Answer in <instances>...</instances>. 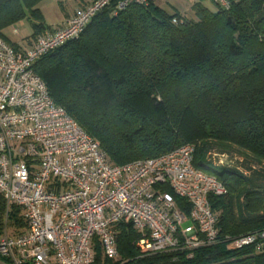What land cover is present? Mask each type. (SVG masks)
I'll return each mask as SVG.
<instances>
[{
  "label": "trees",
  "instance_id": "16d2710c",
  "mask_svg": "<svg viewBox=\"0 0 264 264\" xmlns=\"http://www.w3.org/2000/svg\"><path fill=\"white\" fill-rule=\"evenodd\" d=\"M40 1L0 0V37L13 48L18 45L4 31L22 19L35 20L32 39L53 29L43 22ZM118 1L78 38L36 61L35 73L53 102L99 142L108 162L157 158L192 143L194 166L227 188L226 195L209 197L221 242L192 254L144 256L135 243L138 233L121 223L120 261L264 264V248L238 249L225 239L264 229V0H227V6L195 0L196 20L168 13L154 0L124 10L116 9ZM232 148L259 168L242 160L243 169L205 161L215 150L227 158ZM7 228L16 235L26 223L21 208L7 209L0 194V236ZM94 242L96 261L110 262Z\"/></svg>",
  "mask_w": 264,
  "mask_h": 264
},
{
  "label": "built area",
  "instance_id": "2783aa9c",
  "mask_svg": "<svg viewBox=\"0 0 264 264\" xmlns=\"http://www.w3.org/2000/svg\"><path fill=\"white\" fill-rule=\"evenodd\" d=\"M84 6L53 29L13 48L0 37V194L22 210L26 228L0 236L12 264H105L119 257L118 226L130 223L144 256L193 251L221 242L209 197L227 194L193 164V144L124 165L108 162L98 141L51 99L33 65L78 38L112 0ZM227 6V0H217ZM145 0H119L117 10ZM19 36L16 27L11 28ZM220 163H222L220 161ZM182 202V203H181ZM181 203V204H180ZM234 248H264V229L226 237Z\"/></svg>",
  "mask_w": 264,
  "mask_h": 264
},
{
  "label": "rangeland",
  "instance_id": "374dc122",
  "mask_svg": "<svg viewBox=\"0 0 264 264\" xmlns=\"http://www.w3.org/2000/svg\"><path fill=\"white\" fill-rule=\"evenodd\" d=\"M79 0H41L38 8L40 9L42 16H43V22L48 27L55 28L56 26L59 27L61 24L65 22V13H68L72 10L73 6L77 4ZM82 1V0H81ZM174 12V11H173ZM35 20H29L27 18L22 19L18 21L16 24L13 25V27H16L19 31V36H14L11 33V27L7 28L4 31V35L7 37L8 41L16 44L22 48H28L29 47V40L32 39V33H33V27L32 23ZM192 144V143H191ZM214 151L211 153L206 154L205 161L209 163L210 165L217 166L218 164L223 162V164H228L229 167H235L243 169L245 168L243 165L240 164V160L243 162H246L245 164H252L256 169L259 168V165H257L253 160L249 158L248 161L244 160V154L241 153L240 150L232 148L230 150V156L229 157H221L216 156ZM232 154V155H231ZM234 155V156H233ZM232 156V157H231ZM241 156V157H240ZM243 164V163H242ZM7 234L12 235L14 234L13 228H7ZM218 244V243H217ZM216 245V244H215ZM142 257V256H140ZM120 255L119 257L110 262H104L105 264H122L123 261H120Z\"/></svg>",
  "mask_w": 264,
  "mask_h": 264
},
{
  "label": "crops",
  "instance_id": "0c3cea01",
  "mask_svg": "<svg viewBox=\"0 0 264 264\" xmlns=\"http://www.w3.org/2000/svg\"><path fill=\"white\" fill-rule=\"evenodd\" d=\"M154 2L161 9L165 10L168 13H172L173 11H178L180 15L188 19L196 20V16L192 10V5L195 2V0H154ZM83 6H84L83 1L79 0L77 4L73 6L70 12L65 13L64 20L73 16L76 13V11L78 9H81ZM0 264H12V262L0 259Z\"/></svg>",
  "mask_w": 264,
  "mask_h": 264
}]
</instances>
